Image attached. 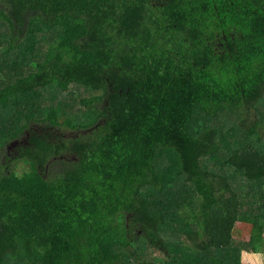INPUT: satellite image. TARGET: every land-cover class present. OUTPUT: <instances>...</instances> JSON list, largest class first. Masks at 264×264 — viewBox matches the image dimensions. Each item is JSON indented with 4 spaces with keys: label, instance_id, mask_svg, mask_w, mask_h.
Wrapping results in <instances>:
<instances>
[{
    "label": "trees",
    "instance_id": "obj_1",
    "mask_svg": "<svg viewBox=\"0 0 264 264\" xmlns=\"http://www.w3.org/2000/svg\"><path fill=\"white\" fill-rule=\"evenodd\" d=\"M244 250L264 264V0H0V264Z\"/></svg>",
    "mask_w": 264,
    "mask_h": 264
},
{
    "label": "rangeland",
    "instance_id": "obj_2",
    "mask_svg": "<svg viewBox=\"0 0 264 264\" xmlns=\"http://www.w3.org/2000/svg\"><path fill=\"white\" fill-rule=\"evenodd\" d=\"M70 132V130H66ZM3 160V158L1 159ZM10 166L18 173H21L26 169V165L20 162H10ZM234 237L238 240L246 243L250 240L252 234V225L245 222H238L233 230ZM246 241V242H245ZM259 254H253L248 250H244L242 255L241 264H261L262 258L258 256Z\"/></svg>",
    "mask_w": 264,
    "mask_h": 264
}]
</instances>
